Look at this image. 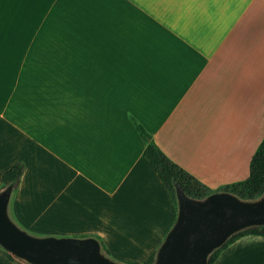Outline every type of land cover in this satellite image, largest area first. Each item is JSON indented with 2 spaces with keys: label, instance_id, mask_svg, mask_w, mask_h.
<instances>
[{
  "label": "crops",
  "instance_id": "obj_1",
  "mask_svg": "<svg viewBox=\"0 0 264 264\" xmlns=\"http://www.w3.org/2000/svg\"><path fill=\"white\" fill-rule=\"evenodd\" d=\"M133 117L211 188L246 179L264 136V0H0V188L26 164L12 218L146 260L178 212ZM0 264L30 263L0 245ZM214 264H264V237Z\"/></svg>",
  "mask_w": 264,
  "mask_h": 264
},
{
  "label": "water",
  "instance_id": "obj_2",
  "mask_svg": "<svg viewBox=\"0 0 264 264\" xmlns=\"http://www.w3.org/2000/svg\"><path fill=\"white\" fill-rule=\"evenodd\" d=\"M12 195L0 192V245L30 264H120L94 237H37L21 229L8 214ZM177 219L160 246L155 264H207L209 255L233 234L264 225V195L251 201L229 192L204 199L188 196L177 186Z\"/></svg>",
  "mask_w": 264,
  "mask_h": 264
},
{
  "label": "trees",
  "instance_id": "obj_3",
  "mask_svg": "<svg viewBox=\"0 0 264 264\" xmlns=\"http://www.w3.org/2000/svg\"><path fill=\"white\" fill-rule=\"evenodd\" d=\"M132 121L137 131L146 142L143 154L145 158L149 160L151 165L157 171L160 179L167 187L177 212V186H180L188 196L195 199H204L207 196L219 191L229 192L245 201L257 200L264 195V136L251 159L249 176L244 180L225 184L217 189H213L171 159L156 143L152 134L136 118L133 117ZM25 165V158H23L4 173L0 192L9 187L12 188V192L18 189L25 172ZM246 235H260L264 237V225L249 227L230 236L223 245L216 248L209 255L207 264H214L223 250L239 238ZM83 237L96 238L100 242L101 249L104 254L111 258L109 256L111 251L101 236L83 235ZM159 248L144 261L128 260L126 261V264H155Z\"/></svg>",
  "mask_w": 264,
  "mask_h": 264
},
{
  "label": "rangeland",
  "instance_id": "obj_4",
  "mask_svg": "<svg viewBox=\"0 0 264 264\" xmlns=\"http://www.w3.org/2000/svg\"><path fill=\"white\" fill-rule=\"evenodd\" d=\"M8 214L9 217L23 230H25L26 232H28L31 235L37 236V237H45V236H55V237H75V238H84L83 235L80 234H74V235H60V234H40L39 232H34L32 230H29L27 228H25L24 226H22L19 222H17L14 218H12L11 214H10V210H9V206H8ZM103 252V251H102ZM104 253V252H103ZM114 261L122 264H126L127 260H120L119 258L115 257L112 253L109 255Z\"/></svg>",
  "mask_w": 264,
  "mask_h": 264
}]
</instances>
